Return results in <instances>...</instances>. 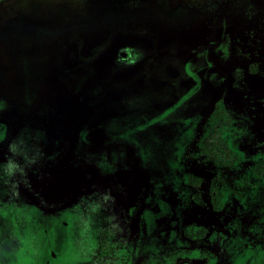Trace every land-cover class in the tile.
<instances>
[{
  "label": "rangeland",
  "instance_id": "374dc122",
  "mask_svg": "<svg viewBox=\"0 0 264 264\" xmlns=\"http://www.w3.org/2000/svg\"><path fill=\"white\" fill-rule=\"evenodd\" d=\"M148 258L264 264V0H0V264Z\"/></svg>",
  "mask_w": 264,
  "mask_h": 264
},
{
  "label": "flooded vegetation",
  "instance_id": "af4514ba",
  "mask_svg": "<svg viewBox=\"0 0 264 264\" xmlns=\"http://www.w3.org/2000/svg\"><path fill=\"white\" fill-rule=\"evenodd\" d=\"M149 220V218L148 217H145V219H143V221L144 222H147ZM147 229V228H146ZM161 231H162V229H161ZM163 231H164V229H163ZM166 232V236L163 238V241H161L159 238L158 239H155V236H154V240H155V242L153 243V245H154V251H156V252H163V251H165V250H172L173 248H174V246H171V245H173L171 242L172 241H174V243L175 244H177L176 243V240L175 239H177V237H178V240H181V237H179V236H182V231H181V229L180 228H175V230L174 229H172V230H169V231H165ZM186 235V234H185ZM183 236H184V234H183ZM164 239H165V242H167L166 244H167V246L165 245V247H164ZM183 239V238H182ZM206 238L205 237H199V238H195V237H186L185 239H183V241H185V242H188V244H189V242H191V241H194V242H200L201 244H203V242H204V240H205ZM153 245H151L150 244V249H152V246ZM190 246V245H189ZM198 246H201V245H199L198 244ZM147 252H149L148 250H147ZM129 259H131L130 258V255H129ZM235 263H233V264H237L236 262H238V261H234ZM141 264H168L167 262H162L161 263V260L159 259V258H157V259H152V260H150L149 261V258H148V261L147 260H144L143 262L141 261ZM171 264V263H170Z\"/></svg>",
  "mask_w": 264,
  "mask_h": 264
}]
</instances>
